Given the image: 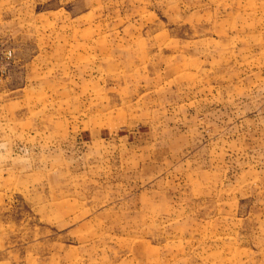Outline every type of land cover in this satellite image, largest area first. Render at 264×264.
<instances>
[{"label": "rangeland", "instance_id": "1", "mask_svg": "<svg viewBox=\"0 0 264 264\" xmlns=\"http://www.w3.org/2000/svg\"><path fill=\"white\" fill-rule=\"evenodd\" d=\"M0 264H264V0H0Z\"/></svg>", "mask_w": 264, "mask_h": 264}]
</instances>
